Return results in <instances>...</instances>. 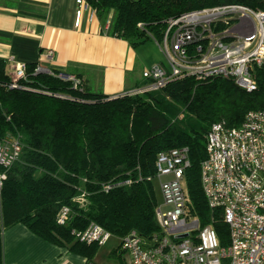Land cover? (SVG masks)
Masks as SVG:
<instances>
[{
  "label": "trees",
  "instance_id": "obj_1",
  "mask_svg": "<svg viewBox=\"0 0 264 264\" xmlns=\"http://www.w3.org/2000/svg\"><path fill=\"white\" fill-rule=\"evenodd\" d=\"M88 4L103 25L110 16V36L132 47L150 39L148 34L160 38L168 20L194 10L236 4L264 12V0ZM6 66L0 58V139L19 137L22 151L12 166H0L5 173L0 186V264L2 232L16 224L85 257L87 264L99 246L78 241L72 232L91 222L119 243L132 231L146 239L157 234L155 160L159 152L179 147L188 149L190 160L184 180L187 212L201 228L212 227L221 246L228 243V227L220 211L209 208L200 184L205 135L213 122L238 126L249 110L264 109V69H254L257 87L251 92L230 79L185 77L157 91L110 97L89 91L82 78L80 87L73 88L54 75L33 73L35 63L26 64L25 79L11 87L13 77ZM128 179L131 184H124ZM105 184L112 187L105 191ZM81 195L82 203L77 201ZM62 208L69 209L65 224L57 222ZM117 251L123 252L116 248L113 253Z\"/></svg>",
  "mask_w": 264,
  "mask_h": 264
},
{
  "label": "built area",
  "instance_id": "obj_2",
  "mask_svg": "<svg viewBox=\"0 0 264 264\" xmlns=\"http://www.w3.org/2000/svg\"><path fill=\"white\" fill-rule=\"evenodd\" d=\"M75 26L85 11L92 18L88 0H75ZM109 18L105 27L108 28ZM139 27L142 24H138ZM164 61L144 69V83L128 94L162 89L172 80L215 77L233 80L251 92L256 89L254 69H264V12L243 5L206 7L167 21L160 38L148 34ZM53 51L44 57L51 60ZM33 73H46L79 88L75 74L52 70L36 63ZM11 87L25 79V65L16 66ZM206 157L200 165V184L212 211L219 210L228 227V243L220 245L216 231L200 227L187 212L184 191L185 171L190 165L186 147L157 154L155 180L162 202L155 209L159 232L149 239L135 231L120 240L128 254L126 264H264V109L249 110L238 126L213 122L205 135ZM19 137L7 134L0 139V166L9 168L21 154ZM5 173H0V186ZM128 179L124 184H131ZM116 183L114 185H120ZM112 184L103 185L107 191ZM81 195L77 201L82 203ZM68 208H62L57 222L65 224ZM80 242L107 244L111 234L91 222L82 231H73ZM95 264V263H88Z\"/></svg>",
  "mask_w": 264,
  "mask_h": 264
},
{
  "label": "crops",
  "instance_id": "obj_3",
  "mask_svg": "<svg viewBox=\"0 0 264 264\" xmlns=\"http://www.w3.org/2000/svg\"><path fill=\"white\" fill-rule=\"evenodd\" d=\"M75 11V0H0V58L7 70L40 63L77 75L87 87L94 83L110 97L142 85L135 47L110 36L89 11L75 26ZM48 50L51 60L44 57ZM2 252L3 264H87L85 257L40 239L22 224L2 232Z\"/></svg>",
  "mask_w": 264,
  "mask_h": 264
},
{
  "label": "rangeland",
  "instance_id": "obj_4",
  "mask_svg": "<svg viewBox=\"0 0 264 264\" xmlns=\"http://www.w3.org/2000/svg\"><path fill=\"white\" fill-rule=\"evenodd\" d=\"M109 20L111 18L109 16ZM106 23V21H105ZM135 52L138 59V67L135 71L141 78L142 69L148 66L152 61H164L163 55L161 54L158 46L151 39L146 40L144 43L139 44L135 47ZM88 89L91 92H101V88L97 89L94 83L88 84ZM181 114H179L180 116ZM155 192L159 203L162 202V195L158 181H155ZM119 240L116 237H111L109 242L103 246H100L94 255V261L96 264H125L129 256L127 253L122 252L120 255L118 251L113 253V250L117 247Z\"/></svg>",
  "mask_w": 264,
  "mask_h": 264
}]
</instances>
